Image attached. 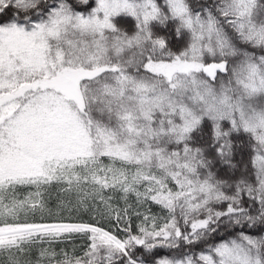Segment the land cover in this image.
<instances>
[{"label": "snow or ice", "instance_id": "1", "mask_svg": "<svg viewBox=\"0 0 264 264\" xmlns=\"http://www.w3.org/2000/svg\"><path fill=\"white\" fill-rule=\"evenodd\" d=\"M0 264H264V0H0Z\"/></svg>", "mask_w": 264, "mask_h": 264}]
</instances>
